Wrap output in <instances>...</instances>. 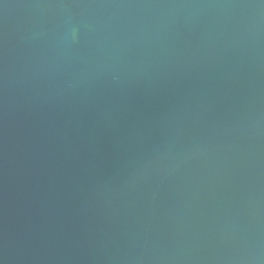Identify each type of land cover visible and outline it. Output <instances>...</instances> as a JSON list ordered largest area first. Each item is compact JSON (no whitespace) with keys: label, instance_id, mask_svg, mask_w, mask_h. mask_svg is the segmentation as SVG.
I'll return each instance as SVG.
<instances>
[{"label":"water","instance_id":"obj_1","mask_svg":"<svg viewBox=\"0 0 264 264\" xmlns=\"http://www.w3.org/2000/svg\"><path fill=\"white\" fill-rule=\"evenodd\" d=\"M0 264H264V0H0Z\"/></svg>","mask_w":264,"mask_h":264}]
</instances>
